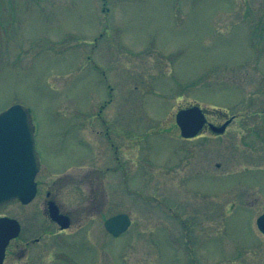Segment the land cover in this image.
<instances>
[{
	"label": "rangeland",
	"instance_id": "374dc122",
	"mask_svg": "<svg viewBox=\"0 0 264 264\" xmlns=\"http://www.w3.org/2000/svg\"><path fill=\"white\" fill-rule=\"evenodd\" d=\"M14 104L42 166L35 200L0 208L22 225L4 264H264V0H0V112ZM197 104L235 120L185 140L176 114Z\"/></svg>",
	"mask_w": 264,
	"mask_h": 264
},
{
	"label": "water",
	"instance_id": "95a60500",
	"mask_svg": "<svg viewBox=\"0 0 264 264\" xmlns=\"http://www.w3.org/2000/svg\"><path fill=\"white\" fill-rule=\"evenodd\" d=\"M181 134L185 138L195 137L207 122L206 114L199 106L181 109L176 116ZM232 120L223 126L210 125L217 133H223ZM40 170V154L36 149L35 126L28 109L14 105L0 114V206L19 199L30 203L37 193L36 175ZM51 218L61 229L70 226V218L60 213L54 202L49 204ZM126 213L111 217L105 222L108 232L118 236L131 226ZM257 226L264 234V214L258 217ZM17 220L0 218V264L3 263L10 241L20 234Z\"/></svg>",
	"mask_w": 264,
	"mask_h": 264
},
{
	"label": "flooded vegetation",
	"instance_id": "af4514ba",
	"mask_svg": "<svg viewBox=\"0 0 264 264\" xmlns=\"http://www.w3.org/2000/svg\"><path fill=\"white\" fill-rule=\"evenodd\" d=\"M209 127H205L204 128V130H203V132L206 130V129H208ZM209 130H211L210 128H209ZM198 138H202V136H199V137H197L196 139H198ZM51 201H54V202H56V204L59 206V209H60V211L62 212V213H64V214H68L69 216H70V218H71V223H73L74 221H73V217L71 216V214H69V213H67L66 211H64L63 210V208H62V205H60V203L57 201V194H56V191H55V189L53 188V187H49L48 188V190L46 191V200H45V209H44V214L46 215V217L50 220V222H51V225L54 227H58L57 225V223L56 222H54V221H52L51 219H50V217H49V211H48V204L51 202ZM47 207V208H46ZM63 231H58V233H62ZM53 232H47V230L45 231V233H43V235H40L39 237H37V238H34V239H30V240H33V242L34 243H39V242H41L42 241V239H43V237L45 236V235H50V234H52ZM30 240H27V241H25L24 242V245L26 246H29L30 245ZM16 240H13L12 242H11V244H10V246H9V248H8V252H7V256H6V260H7V258H8V255L10 254V249H11V247H12V244H13V242H15ZM25 250H26V248H25ZM9 253V254H8ZM23 255H24V253H22L19 257H23Z\"/></svg>",
	"mask_w": 264,
	"mask_h": 264
}]
</instances>
